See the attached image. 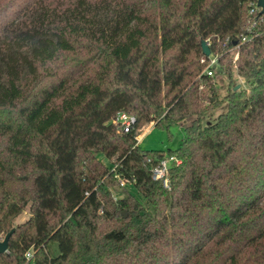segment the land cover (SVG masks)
I'll return each mask as SVG.
<instances>
[{"label":"trees","instance_id":"16d2710c","mask_svg":"<svg viewBox=\"0 0 264 264\" xmlns=\"http://www.w3.org/2000/svg\"><path fill=\"white\" fill-rule=\"evenodd\" d=\"M189 119L178 148H141L151 123ZM166 156L169 187L151 177ZM13 228L0 264H264L257 0H0V237Z\"/></svg>","mask_w":264,"mask_h":264},{"label":"rangeland","instance_id":"374dc122","mask_svg":"<svg viewBox=\"0 0 264 264\" xmlns=\"http://www.w3.org/2000/svg\"><path fill=\"white\" fill-rule=\"evenodd\" d=\"M234 80L237 85L241 84L240 87L245 85V80L238 76L234 75ZM225 93V89L221 90V94ZM222 107L217 108L211 117H216L221 111ZM191 119L184 120L179 124H174L170 128L156 126L151 123L139 136L140 138V146L145 150H167L168 148L176 149L180 146L182 140L185 138V126L190 123ZM102 160L110 164V161L104 157H101ZM113 193L115 196H119L120 193L113 189ZM30 216L29 207L25 208V210L16 218L14 221L16 223L24 222Z\"/></svg>","mask_w":264,"mask_h":264},{"label":"built area","instance_id":"2783aa9c","mask_svg":"<svg viewBox=\"0 0 264 264\" xmlns=\"http://www.w3.org/2000/svg\"><path fill=\"white\" fill-rule=\"evenodd\" d=\"M258 6V4H257ZM259 7V6H258ZM261 8V7H260ZM253 12V9L251 10ZM262 13V12H261ZM246 39L245 37L243 38ZM207 41V40H206ZM228 41V38L226 39L225 43ZM207 43L211 44V41H207ZM239 53L235 51L234 54V60L238 58ZM201 62L205 64L204 71L207 72L209 75L213 74V67H217L219 64V54L211 52L210 55H204L201 58ZM114 122L120 123L125 131H129L133 125L136 122V117L134 115H129L127 113H121L116 119H114ZM138 142H140V138H138ZM180 159L176 157H164L158 166H156L152 171V179L154 180H160L162 181L163 185L165 187H169V170L170 167L173 164L180 163ZM120 182L122 184L126 183V180L120 178ZM28 256H30V253H28Z\"/></svg>","mask_w":264,"mask_h":264},{"label":"water","instance_id":"95a60500","mask_svg":"<svg viewBox=\"0 0 264 264\" xmlns=\"http://www.w3.org/2000/svg\"><path fill=\"white\" fill-rule=\"evenodd\" d=\"M257 4L259 7H261V12L264 13V0H257ZM202 48L205 55L207 56L210 55L211 49L206 40H202ZM240 86L241 84L236 85L235 89H238ZM124 214L127 215V212L125 211ZM14 230H15L14 228L11 229V231L8 232L4 238L0 237V253H4L8 251L9 239L11 234L14 232Z\"/></svg>","mask_w":264,"mask_h":264}]
</instances>
